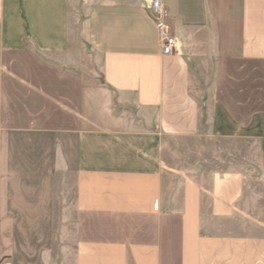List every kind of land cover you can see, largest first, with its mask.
<instances>
[{
    "label": "crops",
    "instance_id": "obj_1",
    "mask_svg": "<svg viewBox=\"0 0 264 264\" xmlns=\"http://www.w3.org/2000/svg\"><path fill=\"white\" fill-rule=\"evenodd\" d=\"M163 4L174 55L148 0H0V219L54 187L74 264H264V0ZM199 138L241 150L166 161Z\"/></svg>",
    "mask_w": 264,
    "mask_h": 264
},
{
    "label": "rangeland",
    "instance_id": "obj_2",
    "mask_svg": "<svg viewBox=\"0 0 264 264\" xmlns=\"http://www.w3.org/2000/svg\"><path fill=\"white\" fill-rule=\"evenodd\" d=\"M212 75H199L200 83L206 82L204 101L209 99ZM164 156L168 163L187 165L201 162L206 172L218 169L219 158L235 155L241 145L233 142L206 138L191 140H164ZM171 153V154H170ZM178 153V154H177ZM174 155L175 158L172 156ZM170 163V164H171ZM251 191L264 193V185L259 181L257 170L251 172ZM51 178H55L51 173ZM26 188H24L25 190ZM30 190H32L30 188ZM35 197L49 202L31 204L27 210L18 212L3 203L0 219V264H74V200L70 194L66 205L58 202L52 187L39 191L35 187ZM45 192L46 195H43ZM35 209L34 211L31 209ZM43 207H45L43 209Z\"/></svg>",
    "mask_w": 264,
    "mask_h": 264
},
{
    "label": "built area",
    "instance_id": "obj_3",
    "mask_svg": "<svg viewBox=\"0 0 264 264\" xmlns=\"http://www.w3.org/2000/svg\"><path fill=\"white\" fill-rule=\"evenodd\" d=\"M148 6L154 20V26L160 42L163 55H174L179 51L176 38L172 35L169 25V16L163 0H148Z\"/></svg>",
    "mask_w": 264,
    "mask_h": 264
}]
</instances>
